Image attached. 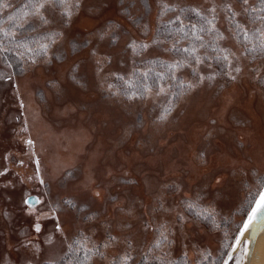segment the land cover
<instances>
[{
	"label": "rangeland",
	"instance_id": "374dc122",
	"mask_svg": "<svg viewBox=\"0 0 264 264\" xmlns=\"http://www.w3.org/2000/svg\"><path fill=\"white\" fill-rule=\"evenodd\" d=\"M166 2L205 9L213 0ZM215 2L219 3V0ZM145 3L151 6L147 15H143ZM157 13V0H81L71 23L64 26L65 36L52 50L56 55L51 62L41 60L36 65L28 64L21 73H16L0 59V73L12 75L11 80L0 78V171L8 168V172L0 175V264H20V244L26 237L37 240L32 224L40 213L49 218H42V233L37 242L51 253L58 254L60 240L50 246L43 243L54 223L49 204L69 197L96 217L89 223L99 225L93 236L97 243L111 227L113 235L133 237L137 258L143 246L153 241L156 235L152 228L143 229L138 219L141 213H144V219L151 221L155 218L156 223H167L173 230L174 235L170 237L175 240L170 248L173 259L183 258L185 245L189 264H195L200 250L210 251L216 259L226 255L225 243L232 241H226L224 232L227 230L229 236L233 234L242 218L237 209L249 192L255 190L257 176L264 174V93L253 79V67H260L264 62L245 60L244 70L237 80L217 77L211 84L206 82L184 96L166 120H157L167 106L164 95L134 101L109 95L106 86L100 87L94 61L87 55L92 47L101 55H111L102 76L131 72L132 53L125 50V43L129 37L151 40L158 23ZM172 14L167 13L163 19ZM130 18L137 20L138 24L134 25ZM144 24L148 25L147 36L141 34ZM219 24L222 30L226 28L223 19ZM108 25H113L110 31L116 33L117 39L112 40L110 35L100 39V33L107 30ZM223 44L234 50L239 48L232 39ZM168 46L165 43L163 47ZM158 56L174 59L161 47L152 46L142 57L136 58V63L141 58ZM74 62L79 83L72 81L69 73ZM39 69L47 75L42 85L32 78ZM201 71L207 72L208 69L202 67ZM178 75L186 80L192 78L190 70H183ZM32 80L33 86L28 87ZM75 91L87 94L86 98H78L80 107L70 108L65 116L62 113L54 121L45 118L53 97H63ZM20 100L24 101V108L20 107ZM95 106L112 110L111 130L106 123L93 125L90 114H86L88 124L85 125L96 127V130L94 137L82 148L73 149L75 139L69 134L62 133L56 139L50 137L51 126L70 124V115L81 109L86 113L94 111ZM190 115L195 120H190ZM25 118L27 131H23ZM98 132L107 137L108 147L102 153H96L95 158L111 153L115 169L103 174L96 169L83 185H78L83 157L99 142ZM28 138L34 141L33 146L25 143ZM182 146L186 148L185 153L181 151ZM56 147L62 151L73 150L75 155L68 161L57 160L58 156L53 160L51 154ZM119 150L125 155L117 157ZM36 158L40 161L43 184L35 174ZM149 158L153 159L154 165L146 162ZM217 176L221 178L219 183ZM170 184L179 185L180 190H168L166 186ZM96 191L101 192V197L93 195ZM28 196H36L39 202L25 205L23 201ZM156 196L161 198L163 209L169 211H151L156 207ZM185 197L198 198L202 207L214 209L220 226L214 228L209 221L192 218L181 206ZM29 208L36 213L30 214ZM177 212L186 218L183 225L176 222ZM60 215L62 219H71L67 210ZM225 217L227 222L223 220ZM66 228L70 233L71 228ZM116 250L109 248L108 258ZM92 264H107V259L94 257Z\"/></svg>",
	"mask_w": 264,
	"mask_h": 264
},
{
	"label": "snow or ice",
	"instance_id": "6c2138e0",
	"mask_svg": "<svg viewBox=\"0 0 264 264\" xmlns=\"http://www.w3.org/2000/svg\"><path fill=\"white\" fill-rule=\"evenodd\" d=\"M239 5V7H237ZM81 0H23L13 9L8 0H0V13L7 9H13L0 18V58L4 64L12 67L9 54H13L19 62L21 70L28 64L36 65L39 61L51 62L56 55L54 46L65 36L64 26L70 24L74 14L79 10ZM150 5L144 4L147 15ZM158 23L156 31L151 40H137L129 37L125 43V50L132 53L133 69L128 73H109L102 76L104 65L111 60V55H101L95 47L89 49L87 55L94 61L95 74L100 78L99 85L111 96L126 98L128 101L144 100L150 97L165 96V106L157 120H166L171 110L179 101L192 90L199 88L206 82L211 84L217 77L229 81L237 80L244 70V61L260 60L264 62V0H213V3L205 9L198 6H181L179 4L167 3L166 0H157ZM173 13L167 20L163 17L167 13ZM196 22H192V17ZM134 25L138 21L130 18ZM226 22L224 30L220 27V20ZM187 21V22H186ZM113 25L100 33V39L110 35L112 40L117 39L116 33L110 31ZM148 25L144 24L141 34L147 36ZM232 39L239 45L237 50L224 46L223 42ZM168 43V47H163ZM152 46L161 47L164 52H169L174 59L162 60L159 57L151 59L141 58L139 66H136V58ZM213 63L216 68L213 69ZM202 67L208 69L201 71ZM159 69V70H158ZM190 70L191 79H185L178 73ZM257 87L264 93V63L260 67H253ZM69 73L72 81L79 83L77 75V64L74 62ZM0 78L11 80L12 75L0 73ZM111 78V82H110ZM50 84L55 82L49 81ZM58 87V85H55ZM20 107L24 108V101L20 100ZM27 118L24 120L23 131L28 130ZM211 135V132L209 133ZM25 143L34 145V141L28 138ZM32 155L36 153L33 150ZM203 156V153H200ZM7 158V157H6ZM23 163V161H20ZM35 174L40 183H45L41 176L40 161L35 159ZM8 172V168L0 171V175ZM31 179V177H29ZM220 177H216L217 183ZM170 191H179L180 186L176 184L167 185ZM95 197H101V192L93 193ZM35 198L26 197L25 205H30ZM156 207L151 211H169L163 209L161 198L155 197ZM39 202V201H37ZM184 210L191 214L192 218L209 221L212 227L217 228L214 209L204 208L199 199L191 200L185 197L181 201ZM67 210L71 213V219H62L61 213ZM30 214L36 210L29 208ZM237 211L242 213L241 220L229 236L227 230L224 235L228 249L224 257L217 260L212 257L210 251L200 250L199 258L195 264H251L254 246L259 235L264 233V174L258 175L256 188L249 192L245 202ZM49 213L53 219L52 229L45 235L44 244L52 245L56 240L61 242V251L51 253L48 248L41 247L37 242L39 234L42 233V218L49 217L44 213L36 215L32 229L37 234V240L25 238L20 244L22 258L20 264H92L94 257L107 259V264H189L187 256V245L183 253V259H173L170 251L175 243L171 239L173 230L167 223H156L155 218L151 221L144 219V213L139 216L143 229L152 228L155 232L153 241L139 252L134 246L131 235H113L111 227L105 230L103 240L97 243L93 236L98 224L89 223L96 219L94 214L84 211L82 205L74 198L61 199L49 204ZM176 222L183 225L185 216L181 212L176 213ZM227 222V217L223 218ZM123 223V222H122ZM66 226L71 228L67 231ZM126 227H131L125 224ZM245 233L247 236L245 237ZM123 245V247H120ZM239 247V250H237ZM117 250L108 258L107 250Z\"/></svg>",
	"mask_w": 264,
	"mask_h": 264
},
{
	"label": "bare ground",
	"instance_id": "6f19581e",
	"mask_svg": "<svg viewBox=\"0 0 264 264\" xmlns=\"http://www.w3.org/2000/svg\"><path fill=\"white\" fill-rule=\"evenodd\" d=\"M87 23V22H86ZM47 75L44 74L43 69H39L37 73L34 74L32 77L35 83L43 84ZM33 80L32 83L28 85V87L33 86ZM26 87V88H28ZM48 91H50L48 89ZM86 93L77 91L68 93L64 95L63 97H53L51 102L49 103L48 110L46 114L44 115L47 120L54 121L56 117L61 115L62 113L65 116V113L69 111L72 107H80V103H78V98L82 99L83 97L86 98ZM57 98L59 100H57ZM224 100V98H223ZM110 111L112 110H103L100 106H95L94 111L90 110L89 112H84L83 109L80 110L79 113H76L73 116H69V123L63 126H51L50 128V134H52L50 137L53 136L54 139H56L59 135L62 133L69 134L74 137L75 141L73 143V149H80L84 146L85 142L90 138L94 137V131L96 130V127L92 128V126H88L85 124H88L86 114H90V118L93 121V125L96 123H106L105 126L111 130L112 125V116L110 115ZM190 120H195L193 115H190ZM49 121V122H50ZM71 125V126H70ZM71 127V128H70ZM106 128V127H105ZM104 131V130H103ZM101 131V132H103ZM101 132H98V140L99 142L95 145L89 148L90 150L87 151V153L83 157V167L80 171V177L77 180L78 185H83L86 180L89 178L90 175H94V170H99L103 174L108 172V170L115 169L113 163V160L111 158V153H108L106 156H102L101 158H95L96 153L99 151L102 153V151L108 147V142L106 141V136L102 134ZM110 139V137H108ZM56 142V140H55ZM57 143V142H56ZM176 147V145H174ZM87 149V148H86ZM182 153L186 152L185 146H182L181 148ZM60 155V156H59ZM75 155L74 151H62L60 148L56 147L55 150H53V153L51 154V157L53 160H56V157L58 156L57 160L62 158L65 161L71 160V157ZM117 157H120L122 155H125L122 153V150H119V153L116 152ZM99 159V160H98ZM91 161V163H89ZM146 162H148L150 165H154L153 159L149 158ZM86 163V165H85ZM251 264H264V233L261 235V237L258 240V243L256 245L255 255L254 258L251 260Z\"/></svg>",
	"mask_w": 264,
	"mask_h": 264
},
{
	"label": "trees",
	"instance_id": "16d2710c",
	"mask_svg": "<svg viewBox=\"0 0 264 264\" xmlns=\"http://www.w3.org/2000/svg\"><path fill=\"white\" fill-rule=\"evenodd\" d=\"M8 2L10 3V4H12L13 5V9L14 8H16V7H18L22 2H23V0H8ZM13 9H7V10H5V13H0V18H4L5 17V14L6 13H8V12H11ZM173 15V14H172ZM171 15V16H172ZM168 19V18H167ZM166 19V20H167ZM187 22V21H186ZM192 22L193 23H195L196 22V18L193 16L192 17ZM157 27V26H156ZM156 31V30H155ZM159 57V56H158ZM9 58H10V61H11V63H12V68H13V70H14V72H16V73H21L23 70H21V67H20V64H19V62L15 59V57H14V55L13 54H9ZM160 59H162V60H167V59H164V58H161V57H159ZM2 61H3V59L2 58H0ZM147 59H151V58H147ZM136 66H139V63H136ZM159 70V69H158ZM181 259H183V258H181ZM217 259H219V258H217Z\"/></svg>",
	"mask_w": 264,
	"mask_h": 264
},
{
	"label": "water",
	"instance_id": "95a60500",
	"mask_svg": "<svg viewBox=\"0 0 264 264\" xmlns=\"http://www.w3.org/2000/svg\"><path fill=\"white\" fill-rule=\"evenodd\" d=\"M30 197L35 198V199L32 201V203H31L30 205H35V204L37 203V201H38V198H37L36 196H30ZM262 234H263V233H262ZM262 234H261V235H262ZM261 235H259L258 238H257V240H256V243H255V246H254V252H253V255H252L251 260L254 258L255 250H256V245H257L258 240H259V238L261 237ZM246 236H247V233H245V237H246ZM237 250H239V247H238ZM230 262H231V261H230ZM230 262H229V263H230ZM251 263H252V261H251Z\"/></svg>",
	"mask_w": 264,
	"mask_h": 264
}]
</instances>
